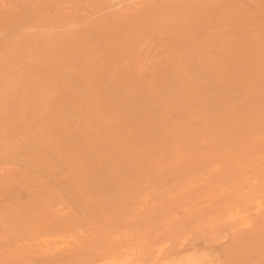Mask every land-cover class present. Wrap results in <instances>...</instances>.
Masks as SVG:
<instances>
[{
    "label": "bare ground",
    "instance_id": "obj_1",
    "mask_svg": "<svg viewBox=\"0 0 264 264\" xmlns=\"http://www.w3.org/2000/svg\"><path fill=\"white\" fill-rule=\"evenodd\" d=\"M0 264H264V0H0Z\"/></svg>",
    "mask_w": 264,
    "mask_h": 264
}]
</instances>
